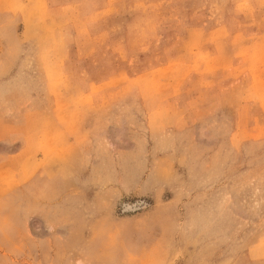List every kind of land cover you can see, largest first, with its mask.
Masks as SVG:
<instances>
[{"label": "rangeland", "instance_id": "374dc122", "mask_svg": "<svg viewBox=\"0 0 264 264\" xmlns=\"http://www.w3.org/2000/svg\"><path fill=\"white\" fill-rule=\"evenodd\" d=\"M264 0H0V264H264Z\"/></svg>", "mask_w": 264, "mask_h": 264}, {"label": "snow or ice", "instance_id": "6c2138e0", "mask_svg": "<svg viewBox=\"0 0 264 264\" xmlns=\"http://www.w3.org/2000/svg\"><path fill=\"white\" fill-rule=\"evenodd\" d=\"M261 7L264 8V2H262Z\"/></svg>", "mask_w": 264, "mask_h": 264}]
</instances>
